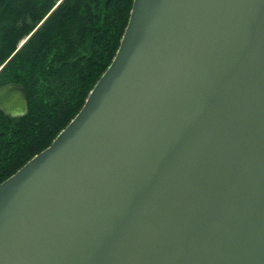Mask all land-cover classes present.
Listing matches in <instances>:
<instances>
[{"label":"water","instance_id":"obj_1","mask_svg":"<svg viewBox=\"0 0 264 264\" xmlns=\"http://www.w3.org/2000/svg\"><path fill=\"white\" fill-rule=\"evenodd\" d=\"M0 109L28 114L24 85ZM0 264H264V0H134L80 111L0 183Z\"/></svg>","mask_w":264,"mask_h":264},{"label":"trees","instance_id":"obj_2","mask_svg":"<svg viewBox=\"0 0 264 264\" xmlns=\"http://www.w3.org/2000/svg\"><path fill=\"white\" fill-rule=\"evenodd\" d=\"M134 0H0V88L24 85L28 114L0 109V183L47 148L111 64Z\"/></svg>","mask_w":264,"mask_h":264}]
</instances>
